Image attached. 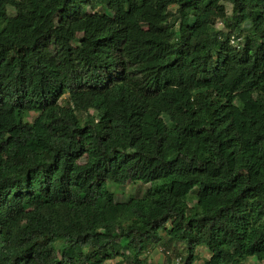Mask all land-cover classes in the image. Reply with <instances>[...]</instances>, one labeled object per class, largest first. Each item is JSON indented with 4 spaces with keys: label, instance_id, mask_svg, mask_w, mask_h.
Instances as JSON below:
<instances>
[{
    "label": "trees",
    "instance_id": "1",
    "mask_svg": "<svg viewBox=\"0 0 264 264\" xmlns=\"http://www.w3.org/2000/svg\"><path fill=\"white\" fill-rule=\"evenodd\" d=\"M174 243L264 262V0H0V264Z\"/></svg>",
    "mask_w": 264,
    "mask_h": 264
},
{
    "label": "rangeland",
    "instance_id": "2",
    "mask_svg": "<svg viewBox=\"0 0 264 264\" xmlns=\"http://www.w3.org/2000/svg\"><path fill=\"white\" fill-rule=\"evenodd\" d=\"M227 11L229 14L232 13V6L229 4H227ZM9 12L10 14H14L12 10H9ZM217 27L219 29L224 28L221 22H218ZM91 114L93 115L94 113L92 112ZM35 117L36 114H33L32 117H30V120H33ZM108 188L112 193H114L116 200L128 201L137 196H144L149 188V185H145L140 182H130L126 186L122 187L113 183H108ZM162 235H164L163 232ZM57 246V248H59L60 244H57ZM166 251H169L171 254L166 255ZM186 254L187 250L185 244L174 243L167 246L157 245L152 247L145 253L143 259H147L148 264H180L179 258H185ZM197 254L198 260L195 264H205V262L210 258L209 251L203 247L198 249ZM104 264H129V262L122 257H116L114 259L107 260ZM244 264H264V262H258L254 258H250Z\"/></svg>",
    "mask_w": 264,
    "mask_h": 264
},
{
    "label": "built area",
    "instance_id": "3",
    "mask_svg": "<svg viewBox=\"0 0 264 264\" xmlns=\"http://www.w3.org/2000/svg\"><path fill=\"white\" fill-rule=\"evenodd\" d=\"M232 43H235V41L233 40ZM237 48H240V46L237 45ZM170 254H171V253H170L169 251H166V255H170ZM180 260H181V259L179 258V262H180Z\"/></svg>",
    "mask_w": 264,
    "mask_h": 264
}]
</instances>
